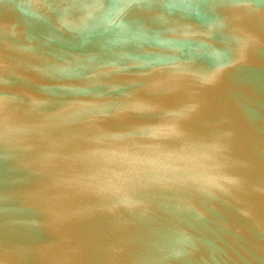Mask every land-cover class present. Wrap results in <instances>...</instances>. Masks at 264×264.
I'll return each instance as SVG.
<instances>
[{
    "label": "water",
    "instance_id": "95a60500",
    "mask_svg": "<svg viewBox=\"0 0 264 264\" xmlns=\"http://www.w3.org/2000/svg\"><path fill=\"white\" fill-rule=\"evenodd\" d=\"M0 264H264V0H0Z\"/></svg>",
    "mask_w": 264,
    "mask_h": 264
}]
</instances>
